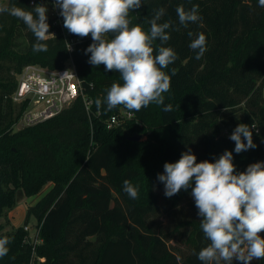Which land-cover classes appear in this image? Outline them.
Masks as SVG:
<instances>
[{
    "label": "trees",
    "instance_id": "obj_1",
    "mask_svg": "<svg viewBox=\"0 0 264 264\" xmlns=\"http://www.w3.org/2000/svg\"><path fill=\"white\" fill-rule=\"evenodd\" d=\"M30 2L9 0L7 5L31 9L43 0ZM179 5L186 10L199 5L202 20L181 26ZM161 7L166 11L159 22L170 20L173 29L179 28L168 30L171 38L164 45L178 56L164 69L171 76L164 103L173 110L166 113L163 106L150 104L131 111L135 117L113 129L106 128L105 120L122 105L111 111L102 105L98 111L94 103L90 121L79 98L56 117L15 131L24 109L12 101L18 75L28 65L62 69L70 54L58 33L46 41L47 52L34 53L35 37L26 25L0 15V218L6 220L0 223V238L11 239L0 264H31L33 245L25 241L24 226L32 218L41 225L42 243L35 253L45 258L35 264H201L196 254L208 241L195 202L185 212H173L191 196V188L167 199L173 228L164 230L155 222L163 210L156 192L163 184L157 175L163 173L165 162H176L188 148L197 162H214L225 150L232 151L237 172L264 161V7L258 0H143L130 19L148 31V21ZM48 23L52 33L49 16ZM189 31L206 35L207 51L199 60L189 48ZM72 36L80 39L72 57L83 91L93 102L103 100L112 83H122L119 73L88 63L91 54L85 49L92 43L91 35ZM159 45V40L154 42V55ZM240 123L255 125L257 147L237 154L229 137ZM135 135L147 139L131 140ZM125 179L140 186L138 199L123 191ZM49 185L26 209L24 225L8 227L17 191L33 197Z\"/></svg>",
    "mask_w": 264,
    "mask_h": 264
},
{
    "label": "clouds",
    "instance_id": "obj_2",
    "mask_svg": "<svg viewBox=\"0 0 264 264\" xmlns=\"http://www.w3.org/2000/svg\"><path fill=\"white\" fill-rule=\"evenodd\" d=\"M191 0H189V3ZM143 0H53V7L63 17V27L80 38L91 35L92 43L85 49L90 53L88 63L95 68L105 66L106 72L119 73L122 83L114 82L106 89L103 100L95 99L99 111L118 106L140 112L150 104L163 106L171 112L172 105H165V93L171 89V76L164 69L173 64L177 53L164 46L170 40L172 22L159 21L165 15L163 7L156 10L148 21L150 29L145 31L140 24H133L130 12H138ZM264 7V0H258ZM48 8L36 4L28 9L22 6L0 4V15L8 14L21 20L35 37L34 53L47 52L50 36ZM179 24L185 28L202 20L199 5L186 10L183 5L176 8ZM189 48L199 60L207 51V38L203 32L194 34ZM160 45L154 55V42ZM71 47L69 45V49ZM176 75V69L171 70ZM225 110V109H224ZM226 111V110H225ZM255 125L238 124L229 139L235 143L239 154L255 149L253 131ZM164 171L157 180L164 185V195L171 198L181 190L191 188V197L200 219V229L208 241L206 247L196 254L201 264H251L253 260H264V161L249 164L245 171L237 172L233 163V152L225 150L214 162H197L192 149L181 153L174 163L165 162ZM194 184V186H193ZM123 191L129 198L139 197L140 186L125 179ZM11 239L0 238V258L9 252Z\"/></svg>",
    "mask_w": 264,
    "mask_h": 264
},
{
    "label": "built area",
    "instance_id": "obj_3",
    "mask_svg": "<svg viewBox=\"0 0 264 264\" xmlns=\"http://www.w3.org/2000/svg\"><path fill=\"white\" fill-rule=\"evenodd\" d=\"M30 4L34 5L35 0ZM42 4L47 5L49 13L47 15L52 20L55 33L61 35L66 43L70 58L62 69L52 70L40 65H28L18 75V85L12 96L14 104L23 106V111L15 126L20 128L34 126L46 120L56 117L68 108L77 99L81 98L85 106L87 115L91 121L93 112V99L86 95L82 88V82L75 67L72 54L75 51L79 38H74L67 29L63 27V17L59 15V9L53 7V0H43ZM100 114V113H98ZM135 114L121 108L116 114L105 120L107 129H113L124 125L132 120ZM28 233L25 241L33 245V255L31 264L36 260L45 262V258L37 257L35 248L42 243L40 238L41 225H25Z\"/></svg>",
    "mask_w": 264,
    "mask_h": 264
},
{
    "label": "rangeland",
    "instance_id": "obj_4",
    "mask_svg": "<svg viewBox=\"0 0 264 264\" xmlns=\"http://www.w3.org/2000/svg\"><path fill=\"white\" fill-rule=\"evenodd\" d=\"M9 0H0V4H7ZM47 6V5H45ZM48 8V7H47ZM48 13H49V9H48ZM68 64V63H67ZM263 94H264V88H263ZM14 129L15 131H18L20 130L21 128L18 127V126H15L14 125ZM147 139V135H144L141 137L140 140H146ZM50 188V185L47 186L46 188L43 189V191L36 195V197L38 196H41L43 194L44 191H47L48 189ZM156 192L157 194L159 195V198H160V205L161 207L163 208V210L161 211L160 215L155 219V222H156V225L157 226H161L164 225V230H170L173 228V222H171V220L169 219L168 220V214H167V210H166V203H167V197H165L164 195V185H163V188H156ZM24 194H22L21 190H18L17 191V205L16 207L11 210L8 214V216L10 217V224H8L7 226L8 227H11L10 225H12L13 227H15V225L17 226H23L24 225V218H23V213H24V210H26L31 203H33V200L34 198L32 199H29L30 197H24L23 196ZM35 197V198H36ZM194 201V199L190 196L189 198H187V201L182 204L179 208H177L176 210L174 209L173 212L175 211H187L188 209H190V204ZM15 215H17V217L15 218ZM172 215V214H171ZM175 214L172 215V217H174ZM16 220H20L19 223H17ZM0 223H6V220L5 218H0ZM14 223V224H13ZM29 225L32 227H34L36 225V220L34 218L31 219ZM17 226V227H18ZM172 242H175V241H172ZM174 245L177 244V243H173ZM179 245V244H178ZM182 247V246H181ZM184 249V247H183Z\"/></svg>",
    "mask_w": 264,
    "mask_h": 264
},
{
    "label": "crops",
    "instance_id": "obj_5",
    "mask_svg": "<svg viewBox=\"0 0 264 264\" xmlns=\"http://www.w3.org/2000/svg\"><path fill=\"white\" fill-rule=\"evenodd\" d=\"M21 192H22V194H24L22 190H21ZM45 192H46V191H44L43 194H44ZM43 194H42V195H43ZM42 195H41V196H42ZM23 196L25 197V195H23ZM41 196H38V197H36V196L30 197L29 199L34 198L33 203H31L30 206H31V205H34V204H35V203L41 198ZM35 197H36V198H35ZM17 202H18V201H17ZM22 216H23L24 221H25L26 210H24V213H23ZM16 217H17V215H15V218H16ZM16 221H17V223L20 222V220H16ZM24 221H23V222H24ZM13 224H14V223H13ZM17 226H18V225H17ZM17 226L15 225V227H17ZM19 226H20V225H19Z\"/></svg>",
    "mask_w": 264,
    "mask_h": 264
},
{
    "label": "water",
    "instance_id": "obj_6",
    "mask_svg": "<svg viewBox=\"0 0 264 264\" xmlns=\"http://www.w3.org/2000/svg\"><path fill=\"white\" fill-rule=\"evenodd\" d=\"M141 139L140 135H135L134 137L131 138L133 141H139Z\"/></svg>",
    "mask_w": 264,
    "mask_h": 264
}]
</instances>
